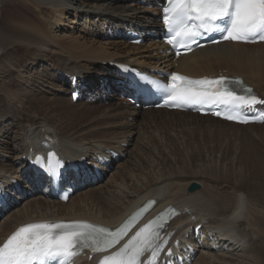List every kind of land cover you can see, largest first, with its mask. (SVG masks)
Segmentation results:
<instances>
[{"label":"bare ground","instance_id":"obj_1","mask_svg":"<svg viewBox=\"0 0 264 264\" xmlns=\"http://www.w3.org/2000/svg\"><path fill=\"white\" fill-rule=\"evenodd\" d=\"M26 1L29 3L28 6L33 4L37 6L39 17L28 18L27 20L23 17L18 20L11 18L8 24L5 19L0 17V61L5 65L6 69L8 68V63L2 57V53L7 47L13 46L10 49L14 52L18 51L27 54L24 58L31 64L39 59L49 64L51 57L49 56L48 58V55L42 56L44 51H48L49 55H57V58L53 59L52 63L56 60H61L64 62L65 68H55L56 63L52 65V70H55L56 74L54 75L61 83L60 89H62V86H66V81L74 75L85 77L90 83L100 82L97 77L107 75L109 63L117 61L135 64L140 67H147L148 65L154 67L175 66L176 70L194 76H203L219 70H226L229 74L242 76L246 82L251 84L264 97V44L243 45L222 43L193 52L177 62L171 61L169 56L165 58L156 57L154 59L152 54H148V52H146L147 54L143 53V56L135 51H128L126 53L127 57H124L123 60L114 59L113 55H111L101 57V61H93L98 54L108 55V52L104 50L105 47H102V44H96L97 40L91 41L87 40V38L81 39L67 35V32L62 30L65 26V24L61 23L64 16L63 12L85 13L87 16L93 15L107 21L110 25L120 26L134 22L139 24L144 23L142 18L152 17L150 11L141 7H133L131 4L118 5V8L111 5L94 6L93 3L99 2L98 0H84L83 2L81 0L79 3H77V0H73V2L70 0ZM43 6L54 8L59 13L57 15L54 14L55 17L52 18V12L45 11ZM18 7L24 8L22 4H18ZM142 46L144 45L140 47ZM134 47L140 48L139 46ZM148 47L152 49L154 46L149 44ZM35 54L37 56L31 58ZM145 55L150 57L152 61L149 62ZM26 59L23 60L25 61ZM8 72L9 74L12 73L9 70ZM13 79L10 81V84H8L9 81L6 82L7 80H4V83L0 81V96L5 97L8 94L10 97L9 93L11 90L15 89L13 93L16 92V88L14 87L18 86L17 83L20 80L19 74L17 73ZM57 80L54 81V84L58 83ZM10 86H13L14 89L10 88ZM55 100H50L45 94H36V96L24 95L21 105L23 104L25 108L22 109L24 111L18 118L15 114L12 116L6 113L10 110H8V104L0 105V140L2 139L1 134L3 132L7 133L8 136L6 145L4 144L5 141H2V145L0 144V154L5 153L3 156L12 160L14 158L18 162L21 157L27 155L31 150L38 149L43 142V135L47 132L56 140L57 148H60L61 153L67 158L93 155L106 147L125 154L126 159L118 165L117 170H115V173L106 183L94 189L86 190L73 197L67 204L41 198H35L26 202L0 224V235L13 230L18 225L41 219H90L104 225L117 226L148 198H153L158 202L154 212L171 205L179 208L183 213L181 217L171 224L176 237L184 236L199 224H203L207 237L208 234L223 232L224 236L236 242L235 246L232 247L233 251L228 253H225L223 250L216 252V249L212 251L202 250L199 252L195 264H264V173L262 172L263 174L259 175L260 177L258 176L257 181H250L251 179L243 180L244 178L242 180H237V178L232 179L231 175L233 176L234 173L229 175L226 170L221 171L216 169L217 171H211L208 168H200L196 164L200 160L198 159L200 157L198 156L196 160V158L191 156L189 157L190 159L188 158L190 160L188 163L187 157L182 158L183 160L178 158L174 160L177 163L185 161L184 163L189 166V172H177V174L172 173L169 176L173 167L175 168L174 164H169L170 168L166 171L165 168H162L163 172L161 171L162 173L157 174L156 178L146 177V180L137 181L134 175L143 171L142 163L143 159H145L143 152L146 151V147L142 146L139 136L135 138V134L131 131V128H135V126L127 121L129 118H132L133 121L146 118V121H148L147 118L151 116L152 121H155L154 123H156L155 119H157L162 124L165 117L171 118V116L178 115L198 125L194 126L191 130L193 136H196V134L205 135L202 131L198 130L203 124L205 126L204 132H210L207 134L208 137L212 136V131L218 132V135L222 136L227 128L226 126L232 128H252L258 125L241 126L213 119L209 116L201 117L191 113L167 112L165 110H152L142 113L130 105L112 103L108 109L112 111L111 117L114 125L110 121L109 124L113 125L111 126L113 129L109 131L105 130V132L102 131L103 134H99L95 132L96 129L93 131L89 127H86L85 130L81 129L82 131H76L78 127H72L70 124L72 120L69 116L77 117V112L74 113V110L70 112L69 110L71 109H67L68 104L66 105L65 99L55 98ZM14 101L12 102L14 103ZM69 103L70 105L73 104L70 98ZM21 105L20 108H22ZM39 107L46 114L41 113ZM17 113L16 115H18ZM107 124L108 122L105 123V125ZM140 127L143 128L144 123H140ZM13 130L16 131L13 132ZM13 133L14 135L11 137ZM134 140L135 143L132 145ZM21 147V152L16 153L15 151ZM5 162L6 160H0V180L5 182L8 176L19 177L18 174L21 168H15L17 163L11 162L6 164ZM260 163L256 164L257 168L255 169L251 167L254 173L261 166ZM187 165L182 164L185 171L188 170ZM198 173L202 175H196L188 181H183L180 178L181 176H191ZM259 173L261 172L259 171ZM210 174L213 177H219V181H224L225 179L239 183L241 186H227L222 183L226 189H221L220 193L217 194L214 191L215 193L212 194L210 190H216L217 186L215 187L214 185L216 189L214 187L209 189L208 184L210 182L207 181L208 179L204 180L205 177L203 176L205 175L212 179ZM219 181L216 180L215 182ZM193 184L197 185L198 189L190 192L189 188ZM240 191H255L256 194L258 193L256 206L263 210L260 211L257 207L252 206L249 207V211L247 212L246 198L241 193H238ZM83 264L90 263L84 260Z\"/></svg>","mask_w":264,"mask_h":264},{"label":"snow or ice","instance_id":"obj_2","mask_svg":"<svg viewBox=\"0 0 264 264\" xmlns=\"http://www.w3.org/2000/svg\"><path fill=\"white\" fill-rule=\"evenodd\" d=\"M164 5L162 22L168 36L166 42L170 45H183L185 50H190L192 44L200 46L199 41L206 37H211L212 43L219 40L264 42V0H164ZM213 33L220 34L219 39L212 36ZM169 79L171 83L166 85L140 76L126 86L142 95L162 93L165 106L202 108L219 105L224 111L216 110V116L242 123L254 119L243 111L245 108L264 104V99L239 78L194 80L172 73ZM234 86H239L240 90ZM54 155L49 153V160ZM42 160L37 157L35 162L50 179L58 180L62 163L57 160L55 168L45 167ZM7 195L6 190L0 189V202H4ZM163 226L156 220L149 222L123 248L104 257L100 264H140L139 258L145 252L150 253L147 264H156L159 254L164 251L163 245L167 243L159 236L158 229ZM124 232V227L111 232L79 222L30 223L19 227L0 245V264H71L84 249L93 253L108 250L119 242ZM168 254L171 255L170 249Z\"/></svg>","mask_w":264,"mask_h":264},{"label":"rangeland","instance_id":"obj_3","mask_svg":"<svg viewBox=\"0 0 264 264\" xmlns=\"http://www.w3.org/2000/svg\"><path fill=\"white\" fill-rule=\"evenodd\" d=\"M70 1L73 2V0H70ZM80 1L81 0H77V3H79ZM83 1L84 0H82V2ZM98 1L99 2H94L93 5L94 6H96V5H98V6H103V5L110 6L111 5V6L118 8L120 5L125 4V2H123L122 0H117V2H116V0H102V1L98 0ZM18 4H22L24 6V8L23 9L19 8ZM28 4L29 3L26 0H0V17L5 19L7 24H8V21L10 22L11 18L14 20L21 19L22 17L25 18L26 20L28 18L29 19L36 18L39 14V10H38L37 6L35 4L28 6ZM43 7H44L45 11L47 10V12H49V13L52 12V18L55 17L54 14L57 15L59 13V12L55 11L54 8H50L49 6H43ZM63 14H64V16L62 18L63 20L61 23L65 24V26L63 27L62 30L66 31L67 35H69L71 37H78L81 39L87 38V40H91V41L97 40L98 42L96 44H102V47H105L104 50H106L108 52V55L98 54V55H96V57L93 61H101V57L111 56V55H113L114 59L118 58V60H123L124 57H127L126 53L128 51H135L136 53H140L143 55V53L146 54V52L151 49V47H148L149 43H151V42H148L146 45H144L142 47L139 46L140 48H138V47L135 48L134 46L129 48V46L126 47L121 43H114V42H119V41H114L112 43V41L110 42V40L105 41V40H101L99 38H95L97 36L94 37L93 35L94 34L96 35L97 34L96 32H98L95 30L96 29L95 25H97L96 24L97 23V19H96L97 17H95L93 15L87 16L85 13H80V12H77V13L74 12L73 13L72 11H65V12H63ZM63 24H61V25L63 26ZM89 25H92V28H89L88 27ZM11 47H13V46L7 47V49H5L4 52L2 53V57H4L6 62L8 63V68L6 69L5 65L0 61V81L2 83H4V80L5 81L7 80L6 82L9 81L8 84H10V81L18 73L20 76V80H18L17 85L20 87H18V86L14 87V88H16V92H14L15 93L14 94L13 91H15V89L13 88V86H10V88L12 87L14 89V90H11V92L9 93L10 97L8 96V94L5 97L0 96V98H2V99H0V105L3 106V105L8 104V110L10 109L9 112H6V113H9L12 116H14L13 114H15V116L18 118V116L21 115L24 111L22 109L25 108V106H23V104L21 105V103H23L24 95L36 96V94L37 95L45 94L47 96V98H49L50 100L53 99L54 101H56L55 98L65 99L66 105L68 104L67 109L69 110V108H70L71 109V110H69L70 112H73V110H74V113L77 112L76 113L77 117L69 116V118H71V120H72V121H70L71 122L70 124L72 125V127L73 128H75L76 126L78 127L76 129V131L77 130L82 131V130H85L86 127H89L91 130L94 131L96 129L95 132H97L99 134H103V132H105V130L109 131V130L113 129V127H111L114 125V123L112 122L113 119L111 117L112 111H110V109H108V108H110V106L109 107L108 106L100 107L98 104L88 105V104H85L84 102H80L78 104H74V105L71 104L70 105L68 87H64V89L62 87V89H60L61 83L56 79V76H55L56 74L54 72L55 70H52V65H54V63H56L55 68H62V69L64 68V65H63L64 62L61 60H56L54 63H52L53 59L57 58L56 57L57 55H54V54L49 55L48 51H44L42 53V56L48 55V58H49V56L51 57V61L49 62V64L40 60V59H39L40 61L37 60L36 62L31 64L30 62H27L26 58H24V57H26L27 54L20 53L18 51L14 52V51H12V49H10ZM55 52H56V50H55ZM36 56L37 55L35 54V56H33L31 58H34ZM23 59H26V60L24 61ZM60 62L62 63V65ZM58 64H59V66H58ZM66 68H68V67H66ZM8 70L12 71V73L9 74ZM13 72H14V74H13ZM50 78H51V80H50ZM55 80H57L58 83L54 84ZM17 87H18V90H17ZM11 93H12V95H11ZM17 93L20 94L19 96L21 98L18 96ZM3 98H5V99L3 100ZM11 100L12 101L15 100L14 103ZM52 103H54V102H52ZM14 104H17V105H14ZM19 104L22 106V108H20ZM15 106H17L16 109H15ZM17 109H18V111H17ZM39 109H40L41 113L46 114L40 107H39ZM25 111H26V109H25ZM15 112L16 113L18 112L17 113L18 115H16ZM2 113H5V112H2ZM147 119H148V121H146V118H140L136 121H132V118H129L127 121L128 123L133 124L135 126V128H131L132 133L135 134V138H137V136H139V140L142 142V146L146 147V151L143 152L144 158L146 159V161H145V159H143V163H145V164L142 163V170L143 171L134 175V177L137 181L141 182L143 180H146L147 178H156L160 173L163 172L162 168H165V171H166L170 168L171 164H174L175 168L173 167V170L169 173V176H171L172 173L177 174V172H182V173L183 172H189V166L186 163H184L185 161L177 163L174 160H175V158L183 160L184 158L187 157L186 160L188 163L190 161L189 157H191V156L196 158V160H197L198 156L200 157V158H198V159H200V160H198L200 162H198V161L196 162L197 166H199L200 168H203V169L208 168V169H211V171L226 170L229 175L234 173L233 174L234 177L231 175L232 179L237 178V180H242L244 178L243 180L251 179L250 181H254V180L257 181L258 178L264 173V171H263L264 170V125H261V126L258 125L256 127H252V128H232V127L226 126L227 128H226L225 132L222 134V136H219L218 132L212 131L213 132L212 136L208 137L207 134L210 132H208V131L204 132L205 126L203 124L201 125V127L198 128V130L202 131L205 135L201 136L199 134H196V136H193L191 130L197 124L195 122H191L190 120L184 119L183 117H180L178 115L171 116V118L165 117L164 121H162V124H160L159 123L160 120L158 121L157 119H155L156 123H154L155 121H152L151 116H149ZM109 121L113 125L109 124L110 123ZM106 122H108L107 125H105ZM72 123H74V124H72ZM140 123H144L143 128L140 127ZM202 128H203V130H202ZM179 129H180V131H179ZM15 131L13 130V132H15ZM187 131L189 132V134ZM157 134H159V135H157ZM13 135H14V133L11 135V137ZM63 135H65V133H63ZM1 136H2V139L0 140V144L2 145L3 142L5 141L4 144L6 145V142H7L6 139L8 138L7 133L3 132L1 134ZM200 140H202V141H200ZM144 142H147V143H144ZM134 143H135V140H134V142H132V145ZM21 150H22V147L19 150H16L15 152L16 153L21 152ZM144 153H146V154H144ZM3 155H5V153H3ZM163 157H164V159H163ZM7 159L8 160H6V162H5L6 164L16 161L14 158H13V160L10 158H7ZM260 162H262V163H260ZM259 163L261 164L262 167L260 166L258 168V170H256V173H254L253 172L254 170H252V169L257 168V165ZM182 164H185L188 166L187 171H185L183 169ZM160 166H162V167H160ZM251 167H252V169H251ZM15 168H16V165H15ZM259 169H261L262 171ZM259 171L261 173H259ZM152 172H153V174H152ZM251 173H252V175H251ZM245 174H247V175H245ZM196 175H202V174L198 173V174H194L191 176L186 175V176H181L180 178L183 181H185V180L188 181ZM210 175L212 176V179H211V177L209 178L208 176H205V175H203V176L205 177L204 180L208 179L207 181L210 182V184H208L209 189L213 188L214 185H215V187L217 186L216 187L217 189L214 187V189H216V190H213V189L210 190V193L212 192V194L215 193L214 191H216L215 194H217V193H220L221 189H226L223 184H226L227 186H231V185L241 186L239 183H234V182H231V181H228L225 179H224L225 182L223 180L219 181V177H217V176L213 177L212 174H210ZM111 176H112V174L110 175V177ZM110 177L108 178V180L110 179ZM213 178H214V180H213ZM216 180L219 181L220 183L215 182ZM205 183H206V181H205ZM211 184H212V186H211ZM252 184H253V182H252ZM221 187H223V188H221ZM246 187L249 188V186H247V185H246ZM238 193H241V195H244L246 198L247 212L249 211V207H252V206L257 207L256 206V200H258V193L256 194L255 191H253V192L240 191ZM257 208L260 211L263 210L260 207H257Z\"/></svg>","mask_w":264,"mask_h":264},{"label":"water","instance_id":"obj_4","mask_svg":"<svg viewBox=\"0 0 264 264\" xmlns=\"http://www.w3.org/2000/svg\"><path fill=\"white\" fill-rule=\"evenodd\" d=\"M196 189H198V186L195 185V184H193V185L189 188V191H190V192H193V191H195Z\"/></svg>","mask_w":264,"mask_h":264}]
</instances>
